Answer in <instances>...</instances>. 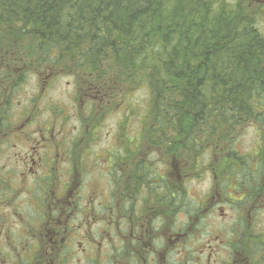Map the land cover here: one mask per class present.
Segmentation results:
<instances>
[{
    "label": "flooded vegetation",
    "instance_id": "obj_1",
    "mask_svg": "<svg viewBox=\"0 0 264 264\" xmlns=\"http://www.w3.org/2000/svg\"><path fill=\"white\" fill-rule=\"evenodd\" d=\"M22 55L0 45V264H175L167 242L181 248L179 194L191 175L187 161L172 156V169L167 163L155 171L143 132L131 141L120 121L106 145L96 139L97 115L68 129L63 106L52 116L47 105L63 61L41 58L31 72ZM31 74L38 89L21 102L19 83ZM81 76L77 93L87 115L95 98L110 108L111 91L90 74ZM259 153L250 164L223 170L222 156L210 149L213 159L203 165L208 189L199 201L191 197L190 206L204 225L200 237H207L187 264H264V148Z\"/></svg>",
    "mask_w": 264,
    "mask_h": 264
},
{
    "label": "trees",
    "instance_id": "obj_2",
    "mask_svg": "<svg viewBox=\"0 0 264 264\" xmlns=\"http://www.w3.org/2000/svg\"><path fill=\"white\" fill-rule=\"evenodd\" d=\"M255 1L0 0V45L36 42L42 59L111 93L146 84L147 140L169 154L182 148L189 170L210 149L230 170L245 160L234 130L264 123V36L254 17L264 0Z\"/></svg>",
    "mask_w": 264,
    "mask_h": 264
},
{
    "label": "rangeland",
    "instance_id": "obj_3",
    "mask_svg": "<svg viewBox=\"0 0 264 264\" xmlns=\"http://www.w3.org/2000/svg\"><path fill=\"white\" fill-rule=\"evenodd\" d=\"M248 1H250V3H253L254 5H257L255 4V0ZM258 5H260L261 9L259 11V14L255 15L254 17L256 19V25L264 36V4ZM27 44L28 42L25 46L20 45V53L23 54L24 58H28L29 60H36L29 61L27 59V66H29V69L27 68V70L32 72V69L35 66H38V60L41 59V51L36 48L37 43L34 42L31 45L28 44V50L26 52L25 47L27 46ZM8 45L9 44H6V46ZM70 70H64L63 76L54 81V87H52L50 91L47 90L49 91L48 96L50 97L49 103L47 104L50 107V109L48 108L49 111L51 112L52 116H54V114L56 113L54 109L60 110V108H62L63 106V113H67L66 119L64 118L63 114V123L66 124L68 129L72 130V128L77 126L83 128L84 122L86 120L85 117L88 118L89 115H92L93 118L95 117V115H97L95 117V122L97 121L99 123V130L97 131L96 139L100 141L102 145H106L113 140L114 128H116L117 123L120 121L127 127V137H130L131 141L134 137L141 135V132L145 134L143 135V139H145V143L147 145L144 149L147 150V154L149 155V164L155 171H161L162 164L164 166L167 163H169V168L172 169V166L170 165L172 164V156H177L178 158L183 159V154H185L186 152L182 150V148H178L177 152H175V154L173 155L168 153V156L167 152H163L159 146H155L154 143H151L149 140H147L146 135L149 128L145 127V123H150V109L152 107V102L149 89L146 84L136 83V85L135 83H132L131 86L126 89L123 86V90H120L117 93L112 92L113 99L112 97L109 99L110 101H112L110 107L112 109H107L109 110V113L106 112L107 110H105V108H103L102 102L97 103L99 98L93 99V106H95L96 109L94 111H91L87 115L85 107L87 106V103L84 102L82 104L79 100V97H81V95H78L77 93L79 86L82 85L83 82H85V80L81 77V75H83L84 73H80L82 72V70L77 68L74 69V72L76 71L77 74L73 75ZM32 79L33 74L29 76L28 80L25 79L20 81L19 83L17 99H19L21 102L29 99V96L31 94H34L38 89ZM92 93L95 95L94 92ZM75 96L78 97L77 100L75 99ZM78 112L79 114L81 113V115H75ZM102 112L104 113L101 118ZM73 131L75 130L73 129ZM234 133L235 134L232 138L234 139L235 144L233 145L235 150H237V153L245 157L244 163L250 164L252 159L257 160L261 157L260 154L256 155L255 152L260 148H264V130L260 131L258 127L248 123L245 125L244 129L240 130L239 127L236 128L234 130ZM68 137L71 138L72 135L69 134ZM196 147L198 149L199 145ZM96 148L99 149L98 145L96 146ZM161 153L167 155V159H165V162L163 163L160 159ZM211 156L212 155L208 156V154L204 155L205 158H201V161L203 162H201L199 166L194 168L193 170H189V172L191 173L190 177L187 178L185 182L184 180H182V182H184V187L181 188L179 194V202L181 203V205L183 204L181 206V209L184 210L179 213L180 216L178 221L179 227H182L184 230V232L182 233L183 236L179 237L181 248L180 246L178 247L176 245V242L174 247L172 246V243L170 241L167 242L169 248L174 250V253H170L169 257L173 256L175 264H187V262H195V257L199 255V250L204 249L202 245L205 243V237H207L206 233L200 237V230L204 229V225L203 223L199 224L200 217L198 219H195L192 211H194L196 208H190V206L193 205L194 202L191 197H193L195 201H199L198 197L201 198L208 189L210 176L205 173L206 169L205 167H203V165L207 166V160L209 161L213 159ZM186 210L189 211V213L185 212ZM170 219L176 221L175 218ZM173 225L174 229H176L177 225L175 223H173ZM215 225H217V222H215ZM192 233L194 234L193 239L191 238ZM214 233H216L215 230L211 232V234ZM176 246L177 250H175ZM178 248H180V250Z\"/></svg>",
    "mask_w": 264,
    "mask_h": 264
}]
</instances>
